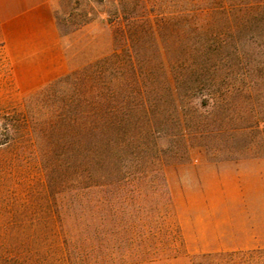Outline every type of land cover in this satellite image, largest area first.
Listing matches in <instances>:
<instances>
[{
  "label": "rangeland",
  "instance_id": "374dc122",
  "mask_svg": "<svg viewBox=\"0 0 264 264\" xmlns=\"http://www.w3.org/2000/svg\"><path fill=\"white\" fill-rule=\"evenodd\" d=\"M55 14L67 72L0 109V264H190L264 247V0H61ZM106 104L181 120L184 148L172 128L154 135L164 176L214 163L242 185L141 201L136 135L88 144Z\"/></svg>",
  "mask_w": 264,
  "mask_h": 264
},
{
  "label": "crops",
  "instance_id": "0c3cea01",
  "mask_svg": "<svg viewBox=\"0 0 264 264\" xmlns=\"http://www.w3.org/2000/svg\"><path fill=\"white\" fill-rule=\"evenodd\" d=\"M60 1L0 0V109L67 72L68 59L55 14ZM209 164L208 169L194 170L183 181L166 175L170 200L171 185H242L234 172Z\"/></svg>",
  "mask_w": 264,
  "mask_h": 264
},
{
  "label": "trees",
  "instance_id": "16d2710c",
  "mask_svg": "<svg viewBox=\"0 0 264 264\" xmlns=\"http://www.w3.org/2000/svg\"><path fill=\"white\" fill-rule=\"evenodd\" d=\"M109 90L107 95L112 99H117L116 91ZM91 118L88 141L91 148L98 146L100 150L107 152L112 149L113 145L120 147L119 142H123L128 134L136 135L138 140L136 149L139 155L132 177V184L137 187L136 196L141 201L150 199L155 206L170 205L166 178L160 166L156 165V160L160 158V149L154 142V135L160 132L161 128H166V130L172 128L171 134L174 137L175 146L184 148L181 120L177 118L176 122L172 114L163 108H149L145 105L133 108L130 105L122 107L113 104L104 105L103 109L95 111ZM126 178L119 174L112 184L126 185ZM151 214L157 215L158 211H152ZM190 264H264V247L193 254L190 257Z\"/></svg>",
  "mask_w": 264,
  "mask_h": 264
}]
</instances>
